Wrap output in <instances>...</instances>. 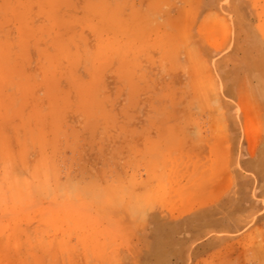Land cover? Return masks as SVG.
<instances>
[{"label":"rangeland","instance_id":"374dc122","mask_svg":"<svg viewBox=\"0 0 264 264\" xmlns=\"http://www.w3.org/2000/svg\"><path fill=\"white\" fill-rule=\"evenodd\" d=\"M225 135L258 216L189 261L145 213ZM263 164L264 0H0V264H264Z\"/></svg>","mask_w":264,"mask_h":264},{"label":"crops","instance_id":"0c3cea01","mask_svg":"<svg viewBox=\"0 0 264 264\" xmlns=\"http://www.w3.org/2000/svg\"><path fill=\"white\" fill-rule=\"evenodd\" d=\"M223 142L219 161H214L207 174L201 173L197 184L160 191L145 213L143 229L149 234L167 231L173 246L185 247L189 261H198L222 240L253 225L257 215V203L251 199L245 223H240L237 185L244 179L242 172L254 175L253 163L258 157L251 154L247 145V157L240 159L246 167L239 173L229 136L225 135Z\"/></svg>","mask_w":264,"mask_h":264},{"label":"bare ground","instance_id":"6f19581e","mask_svg":"<svg viewBox=\"0 0 264 264\" xmlns=\"http://www.w3.org/2000/svg\"><path fill=\"white\" fill-rule=\"evenodd\" d=\"M211 14L208 15V17L205 19V25H212V23L214 22V20L212 19V15ZM258 233V232H257Z\"/></svg>","mask_w":264,"mask_h":264}]
</instances>
